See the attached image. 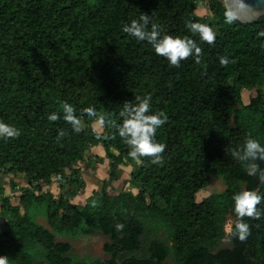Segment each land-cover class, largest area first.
<instances>
[{
  "label": "trees",
  "instance_id": "obj_1",
  "mask_svg": "<svg viewBox=\"0 0 264 264\" xmlns=\"http://www.w3.org/2000/svg\"><path fill=\"white\" fill-rule=\"evenodd\" d=\"M196 1H205L210 15H197ZM226 11L222 0H0V121L20 130L15 138H0V179L11 172L27 180L19 204L0 182V255H20L26 264H165L168 258L175 264H264V199L259 217L242 218L247 238L232 235L233 193L254 189L264 197V183L231 156L248 136L264 144V16L229 24ZM142 13L164 33L195 39L200 63L189 56L171 66L146 41L124 33L122 26ZM189 20L208 24L213 43L191 33ZM220 56L229 63L221 65ZM250 89L256 93L245 101L242 92ZM145 94H151V110L167 116L155 133L166 145L158 163L129 157L114 127L103 123L101 135L91 124L97 117L82 112L91 106L119 124L123 104ZM61 101L84 122L80 132L63 119ZM52 112L55 121L47 118ZM99 142L109 159L107 179L82 203L38 189L39 181L77 175V161ZM121 165H130L129 188L110 193ZM210 174L224 188L197 200ZM78 177L69 196L83 189ZM117 222L124 227L117 230ZM89 231L107 237V259L79 257L69 242L56 241V235ZM224 237L228 244L218 246Z\"/></svg>",
  "mask_w": 264,
  "mask_h": 264
},
{
  "label": "clouds",
  "instance_id": "obj_2",
  "mask_svg": "<svg viewBox=\"0 0 264 264\" xmlns=\"http://www.w3.org/2000/svg\"><path fill=\"white\" fill-rule=\"evenodd\" d=\"M225 23H232L235 14L232 11H226ZM185 27L198 35L200 41L212 44L216 33L206 23L198 21H186ZM122 31L137 41H146L154 52L166 58L169 65L178 67L180 62L191 56L196 63H200L201 48L197 41L188 36H173L164 33L162 29L152 22L149 15L142 13L137 19H132L129 23L122 26ZM264 36V32L259 33ZM264 44V41H262ZM219 63L226 65L229 63L227 56H220ZM136 102H125L119 113L121 120L117 124L113 120L105 121L103 116H97L96 110L89 106L82 109L89 117H97L99 123H108L116 129V133L122 138L129 147L128 156L134 160L142 157H150L152 163L161 161V153L166 145L157 142L155 133L163 125L167 116L163 111L151 110V94H145L143 97L137 96ZM63 110V119L70 123L74 132L81 131V119L74 114V107L66 102H60ZM48 120L58 119L57 113L48 114ZM20 134V130L15 126L0 121V138H15ZM63 134V133H61ZM231 156L241 163L249 176H255L260 183H264V167H261L258 161H264V144H261L256 138L248 136L245 138L242 146L231 151ZM264 199L256 190L246 189L233 193L232 207L235 213L234 228L232 235L240 241H243L249 235V225L242 218L259 217L260 209L257 207ZM124 225L120 222L115 224V228L120 230ZM0 264H8V258L0 255Z\"/></svg>",
  "mask_w": 264,
  "mask_h": 264
},
{
  "label": "rangeland",
  "instance_id": "obj_3",
  "mask_svg": "<svg viewBox=\"0 0 264 264\" xmlns=\"http://www.w3.org/2000/svg\"><path fill=\"white\" fill-rule=\"evenodd\" d=\"M193 11L200 16L210 15L207 3L205 1H196L193 7ZM255 93L256 91L253 89H250L248 91L244 90L242 92V97L245 101H247L248 98L253 96ZM91 124L97 132L103 135L102 124L99 123L97 119L94 120ZM81 125L84 126L83 121H81ZM111 151L113 150L111 149ZM108 162L109 159L107 156H105V151L101 143H94L85 151L83 157L79 161H77L76 166H78L79 171L77 175H70V170H67L66 172L70 175V177L67 178V182L65 181V179H62L61 182H59L57 181V179L53 178L49 184L45 185L43 184V182L39 181L38 189H47L51 191L55 196L63 195L68 197L71 202L82 203L87 195H89L92 191L99 189L101 187L102 181L107 179ZM129 170L130 165H121L119 167V180H117L113 184L114 189L110 190V193H116L121 189L129 188L128 184L126 183ZM75 176H79L78 178L83 181V189H80L74 196H69V191L70 189H72L71 187L77 184V180L74 179ZM12 181L15 183V188H11L10 186V183ZM0 182L4 190V194L9 195L11 203L19 204L20 192L23 191V187L27 185V180L24 175L22 173L3 172ZM223 188L224 183L222 182V180L218 176L210 174L208 184L198 190V192L196 193V199L200 200L202 197H205L206 195L214 191H219ZM38 221L42 225L47 227V224L43 217H38ZM2 223L3 220L0 218V233L1 231H3L1 228ZM231 224L232 218L230 216H227L224 226L226 233L230 231ZM56 241L69 242L72 247V254L79 257L89 259H93L96 257L107 259L109 257V255L105 254L102 249L103 243L107 241V237L100 232L89 231L78 237H72L69 235H56ZM145 244L146 242L145 240H143L142 248ZM227 244V237H224L218 246H225ZM17 259H9L8 264H26L28 261L25 257H22L20 255ZM165 264L175 263L173 262L172 258H168L165 261Z\"/></svg>",
  "mask_w": 264,
  "mask_h": 264
},
{
  "label": "water",
  "instance_id": "obj_4",
  "mask_svg": "<svg viewBox=\"0 0 264 264\" xmlns=\"http://www.w3.org/2000/svg\"><path fill=\"white\" fill-rule=\"evenodd\" d=\"M225 8L241 22H249L264 16V0H222Z\"/></svg>",
  "mask_w": 264,
  "mask_h": 264
},
{
  "label": "crops",
  "instance_id": "obj_5",
  "mask_svg": "<svg viewBox=\"0 0 264 264\" xmlns=\"http://www.w3.org/2000/svg\"><path fill=\"white\" fill-rule=\"evenodd\" d=\"M89 152V151H88Z\"/></svg>",
  "mask_w": 264,
  "mask_h": 264
}]
</instances>
